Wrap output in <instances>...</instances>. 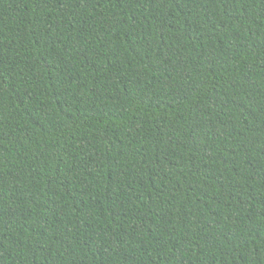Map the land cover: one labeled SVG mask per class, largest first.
I'll return each mask as SVG.
<instances>
[{
	"label": "trees",
	"instance_id": "obj_1",
	"mask_svg": "<svg viewBox=\"0 0 264 264\" xmlns=\"http://www.w3.org/2000/svg\"><path fill=\"white\" fill-rule=\"evenodd\" d=\"M0 264H264V0H0Z\"/></svg>",
	"mask_w": 264,
	"mask_h": 264
}]
</instances>
